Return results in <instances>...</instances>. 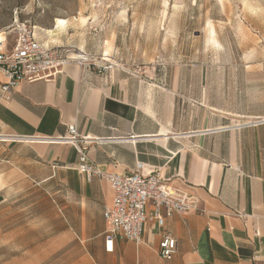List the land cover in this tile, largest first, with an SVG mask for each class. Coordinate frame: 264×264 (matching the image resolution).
<instances>
[{
    "label": "crops",
    "instance_id": "crops-1",
    "mask_svg": "<svg viewBox=\"0 0 264 264\" xmlns=\"http://www.w3.org/2000/svg\"><path fill=\"white\" fill-rule=\"evenodd\" d=\"M188 79L113 75L103 84L72 63L51 80L19 84L8 101L0 91V139L55 170L81 226L101 225L90 238L94 264H264V115L208 104L206 91L194 101L181 85ZM5 81L0 75V90ZM71 125L90 163L122 176L137 164L143 175L158 170L171 188L195 196L200 211L174 213L162 227L149 219L140 244L118 236L106 250L102 214L113 191L78 173L76 149L59 141ZM165 235L177 243L171 260L158 255Z\"/></svg>",
    "mask_w": 264,
    "mask_h": 264
},
{
    "label": "rangeland",
    "instance_id": "rangeland-1",
    "mask_svg": "<svg viewBox=\"0 0 264 264\" xmlns=\"http://www.w3.org/2000/svg\"><path fill=\"white\" fill-rule=\"evenodd\" d=\"M23 23L103 84L186 76L194 101L264 115V0H0V40ZM79 217L55 170L0 139V264H94L102 228Z\"/></svg>",
    "mask_w": 264,
    "mask_h": 264
},
{
    "label": "built area",
    "instance_id": "built-area-1",
    "mask_svg": "<svg viewBox=\"0 0 264 264\" xmlns=\"http://www.w3.org/2000/svg\"><path fill=\"white\" fill-rule=\"evenodd\" d=\"M72 63L76 62L63 46L44 45L37 39L31 26L20 24L11 46L5 44V40L0 41V75L6 80L1 85V100L8 101L19 84L51 80ZM67 133L59 141L69 143L76 149L79 155L78 173L88 181L95 177L107 181L113 191L112 204L102 214L107 226L104 232L106 250H112L118 236L140 244L149 219L162 227L165 219L174 213L200 211L199 200L195 196L171 188L158 170L143 175L142 164H137L134 172L122 176L99 169L88 161L84 149L79 148L76 126H68ZM148 205L152 206L150 216L146 211ZM176 252V240L168 235L163 236L158 244L159 257L171 260Z\"/></svg>",
    "mask_w": 264,
    "mask_h": 264
},
{
    "label": "bare ground",
    "instance_id": "bare-ground-1",
    "mask_svg": "<svg viewBox=\"0 0 264 264\" xmlns=\"http://www.w3.org/2000/svg\"><path fill=\"white\" fill-rule=\"evenodd\" d=\"M1 40H2V39H1ZM1 40H0V41H1ZM74 59H78V60H84V59H83V57H82V55H80V54H79V55H77V56H75V58H74Z\"/></svg>",
    "mask_w": 264,
    "mask_h": 264
}]
</instances>
